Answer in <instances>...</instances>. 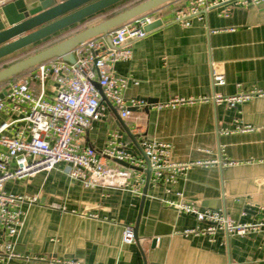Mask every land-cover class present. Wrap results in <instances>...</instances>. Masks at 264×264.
Wrapping results in <instances>:
<instances>
[{"label": "crops", "instance_id": "obj_1", "mask_svg": "<svg viewBox=\"0 0 264 264\" xmlns=\"http://www.w3.org/2000/svg\"><path fill=\"white\" fill-rule=\"evenodd\" d=\"M129 1L3 58L0 68L104 21L107 12ZM186 2L174 0L158 9L170 20L173 9ZM228 8V15L218 8L201 19L190 18L188 26L161 25L131 44V60L115 63L113 70L135 83L125 96L149 100L148 110L144 106L117 112L119 123L108 107L83 144L101 151L117 135V142L141 155L137 142L146 137L168 144L173 163L221 158L227 165L194 167L174 184L164 179L156 186L149 183L144 201L145 181L139 197L128 190L85 188L68 177L63 163L50 172L7 182L8 193L36 201L20 206L23 226L12 251L18 257L3 255L0 264H264L263 234L185 237L179 233L203 225L170 205L178 203L175 195L180 193L201 209H223L237 224L264 221V3ZM212 70L223 76V86L213 85ZM251 90L263 96L236 109L216 105L212 99ZM175 98L193 101L175 109L152 107ZM246 124L255 130L223 134ZM103 162L125 169L117 160ZM142 177L146 180V174ZM127 225L133 230L137 225V238L122 245Z\"/></svg>", "mask_w": 264, "mask_h": 264}, {"label": "built area", "instance_id": "obj_2", "mask_svg": "<svg viewBox=\"0 0 264 264\" xmlns=\"http://www.w3.org/2000/svg\"><path fill=\"white\" fill-rule=\"evenodd\" d=\"M9 1L12 0H0V7ZM262 3L264 0H187L184 6L178 5L173 9L170 20L164 19L163 13L156 8L75 47L72 51L73 64L54 58L37 65L21 78L8 81L0 89V117L3 118L0 121V261L4 256L18 257L12 251L14 237L23 226L20 206L24 201H36L35 197L8 193L5 191L7 182L50 172L58 163H63L68 168V177L79 180L85 188L110 187L128 190L139 197L147 164L150 167L148 183L153 186L158 185L161 179L174 184L177 177L185 176L194 167L227 165L226 160L221 158L173 163L168 144L146 137L137 142L141 155L117 142V135H113L114 139L101 151L83 144L93 123L104 117L108 104L123 114L128 108L148 106L143 99L125 96L128 87L135 83L128 76L116 75L113 70L115 63L131 60L130 46L147 36V26L157 20L162 25L177 23L188 26L190 18L201 19L213 9L221 8L223 14L228 15L229 6L248 7ZM211 79L215 86L225 84L223 76L215 70L211 72ZM260 96H263L261 91L251 90L226 98L214 96L212 99L216 105L236 109ZM192 101L175 98L169 103H158L152 107L156 110L175 109ZM254 130L247 124L237 125L232 130H224L223 134H244ZM105 159L117 160L133 168H115L106 165L103 162ZM175 196L179 199L178 203L170 202V205L177 213L193 217L203 225L181 231L179 234L185 237L212 238L217 233L227 237L264 235V221L237 224L223 209H201L197 204L186 202L180 193ZM121 235L122 245L134 243L131 225L124 226Z\"/></svg>", "mask_w": 264, "mask_h": 264}, {"label": "water", "instance_id": "obj_3", "mask_svg": "<svg viewBox=\"0 0 264 264\" xmlns=\"http://www.w3.org/2000/svg\"><path fill=\"white\" fill-rule=\"evenodd\" d=\"M122 1L126 0H12L0 7V60L20 52L24 48L35 45L39 41L52 37L55 33L63 29L87 21L88 18H92L105 9L113 7ZM172 1L174 0H147L138 4L136 7L121 12L119 15L89 26L68 39L60 41L28 58L20 60L18 63L4 68L0 71V85L54 58H61L63 61L73 64L75 60L72 51L78 45L89 39L105 35L123 23L150 11H154L156 8L169 4ZM161 25L162 22L157 20L145 29L151 32ZM96 87L99 89L97 84ZM103 101L107 104L105 99ZM145 101L147 104L150 103L149 100ZM108 105L118 122L122 123L119 115H117L116 109L110 104ZM129 110L133 109L129 108ZM144 110L147 111L148 106H145ZM124 132L130 138H133L130 132H128V129L124 128ZM139 151L141 152L140 149ZM117 162L123 167L133 168L126 163ZM145 174L146 184L141 198L142 201L145 199L149 186L150 167L148 164ZM134 235L136 239L137 225L134 227Z\"/></svg>", "mask_w": 264, "mask_h": 264}, {"label": "trees", "instance_id": "obj_4", "mask_svg": "<svg viewBox=\"0 0 264 264\" xmlns=\"http://www.w3.org/2000/svg\"><path fill=\"white\" fill-rule=\"evenodd\" d=\"M145 1H147V0H131V1H129V2L125 3V4H123L121 7L115 8V9H113V10L107 12V14H105V15H106V16H105V19H108V18L114 17V16H116V15H119V14H121V12L126 11V10H128V9H131V8H133V7H136V6H138V4L143 3V2H145ZM56 43H58V42H55L54 44H56ZM54 44H53V45H54ZM53 45L51 44L50 46L48 45V46H45V47H41V48L38 50V52H39V51H42V50H44V49H46V48H48V47H51V46H53ZM34 54H36V53L31 51V52L25 53V54H23V55H20V57L14 59V60H12V61H10L9 63L4 64V65L0 68V71L3 70V69L6 68V67L12 65V64H15V63L20 62V60H23V59H25V58H28V57H30V56H32V55H34ZM32 70H33V69L28 70V71H25V72L21 73L20 75L14 77V78H12V79H10V80H8V81L17 80V79L21 78V76H23V75H25V74H28V73L31 72ZM8 81H5L4 83H2V84L0 85V89H1L2 87H4V85H6V83H7Z\"/></svg>", "mask_w": 264, "mask_h": 264}]
</instances>
